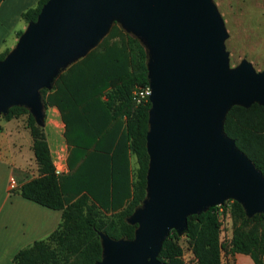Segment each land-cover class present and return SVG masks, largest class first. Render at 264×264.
I'll list each match as a JSON object with an SVG mask.
<instances>
[{
	"label": "water",
	"instance_id": "1",
	"mask_svg": "<svg viewBox=\"0 0 264 264\" xmlns=\"http://www.w3.org/2000/svg\"><path fill=\"white\" fill-rule=\"evenodd\" d=\"M113 16L146 48L149 162L146 195L127 218L134 236L100 231L92 264H164L162 241L172 228L184 233L188 214L228 198L247 216L264 213V175L223 129L233 104L264 105V69L229 66L212 0H46L0 59V113L24 105L44 125L40 89L95 46Z\"/></svg>",
	"mask_w": 264,
	"mask_h": 264
},
{
	"label": "trees",
	"instance_id": "2",
	"mask_svg": "<svg viewBox=\"0 0 264 264\" xmlns=\"http://www.w3.org/2000/svg\"><path fill=\"white\" fill-rule=\"evenodd\" d=\"M45 1L38 0L23 10L22 18L26 22L36 19ZM21 32L22 29L17 34ZM8 51L9 48L1 50L0 59ZM147 73L144 44L113 22L95 46L56 76L52 88L40 89L44 107L56 105L60 110L66 140L71 149L78 151L77 160L82 158L84 162L90 153L101 148L114 152L113 148L118 146L135 154L133 189L124 204L91 199L86 192L74 195L66 192L62 184L64 174L56 171L43 125L35 121L24 105H12L3 114L9 119L25 113L26 127L32 137L39 173L21 185V194L62 210L58 226L46 237L18 249L13 256L14 264H92L102 257L100 231L113 238L134 236L137 224L127 218L146 195L149 162L146 131L151 103L149 99L137 102L132 91L136 85L148 84ZM223 129L264 175V105L233 104L225 115ZM109 159L114 156L110 155ZM78 167L75 174H79ZM230 200L235 221L228 249L249 253L256 264H264V213L247 216L238 200ZM217 208L218 205L209 206L187 216L183 234L192 240L196 259L193 264H222L224 248ZM110 209L107 214L105 211ZM178 239L174 228L164 237L157 255L164 264H192L182 258Z\"/></svg>",
	"mask_w": 264,
	"mask_h": 264
},
{
	"label": "crops",
	"instance_id": "3",
	"mask_svg": "<svg viewBox=\"0 0 264 264\" xmlns=\"http://www.w3.org/2000/svg\"><path fill=\"white\" fill-rule=\"evenodd\" d=\"M37 1H1L0 51L14 46L17 31L27 23L21 16L22 11L34 6ZM17 119H7L0 114V134L7 137L5 145L0 143V153L2 149L8 152L5 156L0 154V264H14L13 256L17 250L50 234L58 226L62 215L61 209L46 206L21 194V185L38 175L39 171L32 137L27 143L29 152L23 150L21 143L16 150L11 148L9 136L13 132L21 135L22 129L27 128L22 124L20 126ZM43 127L55 168L59 174H64L62 184L66 192L73 195L86 192L91 199H103L107 204H111L112 200L115 204H124L129 199L137 165L136 156L129 148L118 146L113 148L114 152L101 148L90 153L89 158L82 162V158L77 160L78 151L71 149L66 140L65 122L56 105L45 108ZM110 155L114 159H109ZM77 167L79 174L74 172ZM11 177L16 181L13 189L9 187ZM105 212L109 214L111 209ZM221 261L222 264H256L249 253L229 249H222Z\"/></svg>",
	"mask_w": 264,
	"mask_h": 264
},
{
	"label": "rangeland",
	"instance_id": "4",
	"mask_svg": "<svg viewBox=\"0 0 264 264\" xmlns=\"http://www.w3.org/2000/svg\"><path fill=\"white\" fill-rule=\"evenodd\" d=\"M215 4L221 19L223 21L226 37L224 38L225 49L228 51V64L233 67L242 60L248 61L252 67L257 70L264 69V0H212ZM121 24L118 17L113 16L110 20ZM22 28V30L26 27ZM20 34H17V39ZM16 39V41H17ZM11 42V38L9 39ZM3 114V113H0ZM27 115L17 116V123L26 127ZM16 121V119H14ZM13 121V122H14ZM45 123V117H44ZM1 129V127H0ZM4 125H2V130ZM11 139V148L16 150L19 143L23 150L29 152L27 143L31 139L29 129H22L21 135L13 132ZM7 137L0 134V143L5 145ZM1 155L8 154L2 149ZM10 157V156H9ZM228 198L223 203L217 204L220 241L224 249H228L234 229L235 217L233 214L232 202ZM179 243L182 246V258L195 263L196 259L192 251V240L183 233L179 234Z\"/></svg>",
	"mask_w": 264,
	"mask_h": 264
},
{
	"label": "built area",
	"instance_id": "5",
	"mask_svg": "<svg viewBox=\"0 0 264 264\" xmlns=\"http://www.w3.org/2000/svg\"><path fill=\"white\" fill-rule=\"evenodd\" d=\"M151 89L149 84H145V85H136L132 91V95L133 98L137 101V102H141L143 100L149 99V93H150ZM57 171V170H56ZM58 173V172H57ZM9 187L11 189L16 187V181L14 179V177H11L9 180Z\"/></svg>",
	"mask_w": 264,
	"mask_h": 264
}]
</instances>
